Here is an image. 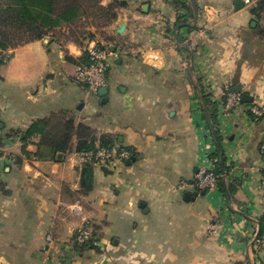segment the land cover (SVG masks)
<instances>
[{"label": "crops", "instance_id": "1", "mask_svg": "<svg viewBox=\"0 0 264 264\" xmlns=\"http://www.w3.org/2000/svg\"><path fill=\"white\" fill-rule=\"evenodd\" d=\"M119 1L125 6L90 27L94 38L83 44L61 34L65 26L0 49V264H264L255 241L264 114L259 122L249 115L264 111V9L252 11L261 0L239 8L237 0H187L194 17L178 29L186 13L178 0ZM93 44L109 51L105 101L76 78ZM198 75L218 102L231 193L195 185L200 169L215 167L217 148ZM237 85L252 100L229 108L230 94L241 97ZM40 119L45 132L27 137ZM67 122L91 127L97 145L108 134L129 156L106 167L83 162L78 149L90 137L77 128L69 150L55 151ZM83 228L87 241L77 239Z\"/></svg>", "mask_w": 264, "mask_h": 264}, {"label": "trees", "instance_id": "2", "mask_svg": "<svg viewBox=\"0 0 264 264\" xmlns=\"http://www.w3.org/2000/svg\"><path fill=\"white\" fill-rule=\"evenodd\" d=\"M178 8L184 9L186 13L180 16L179 22L190 23L194 17V8L187 0H178L175 2ZM125 6L124 1L114 0L109 6L102 5V0H0V49L7 50L15 48L24 43L41 40L50 32L57 28L75 25L87 16L94 15L97 18H104V22L115 16L117 8ZM196 8L198 5L195 3ZM264 9V0L252 8V11L258 13ZM192 27V25L189 24ZM94 38L91 31H87L86 36L81 39H75L76 42L83 44L86 40ZM79 63H89L88 48H85L84 54ZM198 97L201 101V109L204 118L208 122V126L217 145L216 150L210 155L214 161L215 168L218 172L223 173L224 177L219 181V188L224 193H231L233 186L227 185L225 177L229 173L230 167L226 164L225 156H222L220 143L222 137L218 127L219 106L218 102L213 99L212 93L207 90V86L203 78L198 75L197 84ZM264 114L256 115L251 109L250 117L259 122ZM48 122L44 119L35 121L27 131V137L34 133H44L47 129ZM76 134L81 137H90L83 140L79 146L78 152L96 149L97 147L112 148L113 140L108 134H104L100 138V144H96L94 131L91 127L80 124ZM72 122H67L64 133L60 140L54 145L55 151L67 152L70 148V141L76 130ZM264 143V142H263ZM262 143V145H263ZM2 137L0 136V145ZM223 161V165H221ZM264 236V213L259 217L258 237Z\"/></svg>", "mask_w": 264, "mask_h": 264}, {"label": "built area", "instance_id": "3", "mask_svg": "<svg viewBox=\"0 0 264 264\" xmlns=\"http://www.w3.org/2000/svg\"><path fill=\"white\" fill-rule=\"evenodd\" d=\"M89 63H79L76 66V78L85 83L88 88L98 94L99 89L107 85V70L109 67V51L107 48L93 44L88 47ZM240 96L238 94H230L227 100V106L230 108L234 103L238 102ZM252 111L259 115L261 110L258 107H253ZM264 155V143L261 147ZM83 162L91 163L100 167H106L114 161H121L129 156L125 150H120L118 147H97L92 150L80 151L77 153ZM214 164V161H212ZM215 166V164H214ZM224 177V173H220L215 167L211 169H200L195 177V185L199 190L210 191L219 189V181ZM185 187L186 182L182 183ZM210 231H215V225H210ZM91 237L88 228L81 229L77 234V239L87 241ZM255 241L264 244V236L259 238L258 233Z\"/></svg>", "mask_w": 264, "mask_h": 264}, {"label": "rangeland", "instance_id": "4", "mask_svg": "<svg viewBox=\"0 0 264 264\" xmlns=\"http://www.w3.org/2000/svg\"><path fill=\"white\" fill-rule=\"evenodd\" d=\"M103 23L104 18H97L94 15L87 16L83 18L80 23L68 26L69 28L66 30V32H63L61 34L66 33V35L72 37L73 39L75 38L84 40L83 38L86 36L87 31H91L89 29L90 27H92L93 25L101 26Z\"/></svg>", "mask_w": 264, "mask_h": 264}, {"label": "water", "instance_id": "5", "mask_svg": "<svg viewBox=\"0 0 264 264\" xmlns=\"http://www.w3.org/2000/svg\"><path fill=\"white\" fill-rule=\"evenodd\" d=\"M244 5V1H242V0H237L236 1V6H237V8H239L240 6H243ZM197 18V12L195 13V19ZM186 25H188V23H180V24H178L177 25V29L178 28H180V27H182V26H186ZM253 25H255V23H253ZM122 29H123V26L119 29V31L120 32H122ZM111 49H112V51L114 50V47H111ZM235 91L237 92V93H241V86L240 85H237L236 86V88H235ZM99 93H100V95L102 96V97H104V101H105V99H106V94L108 93V88L106 87V86H103V87H101L100 89H99ZM240 100L242 101V102H244V103H248L249 101H251L252 100V97L249 95V94H247V93H241V97H240ZM223 163V162H222ZM89 168H87L86 169V172L84 173V175H83V179H82V181H83V184L84 185H88V183H89V176H88V174L87 173H89ZM224 172V171H223ZM188 196H189V194H187V196H186V198L188 199ZM70 257H71V255H68L67 256V258H68V262H69V260H70Z\"/></svg>", "mask_w": 264, "mask_h": 264}]
</instances>
